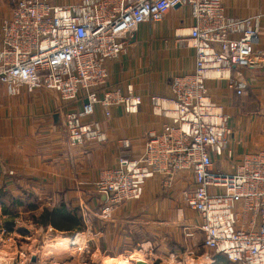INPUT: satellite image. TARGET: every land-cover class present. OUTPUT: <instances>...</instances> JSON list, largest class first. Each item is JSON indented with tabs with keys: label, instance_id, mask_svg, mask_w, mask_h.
<instances>
[{
	"label": "built area",
	"instance_id": "1",
	"mask_svg": "<svg viewBox=\"0 0 264 264\" xmlns=\"http://www.w3.org/2000/svg\"><path fill=\"white\" fill-rule=\"evenodd\" d=\"M10 1L11 16L0 26V83L10 96L25 88L31 94H56L62 109L81 104V109L64 114L62 131L71 148L106 141L94 117L97 105L108 118L117 106L128 116L140 112L144 99L131 86L127 94L108 89V64L128 50L141 24L160 22L178 6L191 8L193 72L174 77L171 96H151L153 113L165 120L161 130L149 133L139 154L129 140L121 141L117 166L104 170L92 183L106 195L105 204L91 209L80 201L81 217L88 229L91 215L108 220L117 208L139 201L150 180L159 178L167 191L189 179L182 198L199 214L196 229L203 248L226 257L230 264H264V151L244 154L233 172L216 167L232 135L231 116L212 99L207 86L208 80H225L238 96L244 93L247 83L241 70L262 64V54L256 50L261 17L229 16L222 0H80L65 5L51 0ZM87 232H75L71 249L64 253L56 251L48 258L44 250L22 251L19 259L7 255L5 264H34L31 254H38L37 264H82L90 242ZM141 252L143 257H130L131 264L163 262L150 242L142 245ZM214 262L208 253L196 256L186 246L164 263Z\"/></svg>",
	"mask_w": 264,
	"mask_h": 264
},
{
	"label": "crops",
	"instance_id": "2",
	"mask_svg": "<svg viewBox=\"0 0 264 264\" xmlns=\"http://www.w3.org/2000/svg\"><path fill=\"white\" fill-rule=\"evenodd\" d=\"M9 1L0 0V26L11 16L12 3ZM51 2L65 5L77 0ZM222 2L229 16L261 17L256 50L262 54V64L241 70L247 83L244 93L238 96L225 80L207 81L212 99L231 116L232 135L225 156L216 159V167L223 172H233L244 154L264 151V0ZM193 23L188 6L170 11L160 22L143 23L128 50L108 64V89H119L127 94L131 86L135 94L143 97L144 103L140 112L131 116L126 115L122 106L114 107L110 118L97 105L94 117L106 137L103 144L70 147L62 131L64 114L81 109V104L62 109L56 94L48 91L31 94L25 88H21L17 96H10L7 87L0 83V161L3 169L0 184L29 189L33 198H37L39 215L45 209L59 208L62 203L76 209L80 201H86L91 209L98 208L100 200L94 194L100 192L91 184L104 170L117 166L121 141L129 140L139 154L149 133L161 130L165 122L153 113L151 96H171L174 77L193 72L196 53L188 36ZM56 114L58 122L54 118ZM228 152H232V158L227 157ZM12 170L13 176L9 174ZM154 183L160 186L159 194L152 192ZM146 188L141 201H132L117 212L116 224L128 232L145 229L147 234L160 239L170 235L173 242L174 211L166 209L169 199L167 193H163L160 179L150 180ZM4 214V217L9 215ZM176 214L178 220L190 216L184 209ZM149 216L154 219L148 221ZM150 223L160 227L155 226L150 231L147 227ZM50 228L48 226L47 230ZM172 249L174 251V246Z\"/></svg>",
	"mask_w": 264,
	"mask_h": 264
},
{
	"label": "rangeland",
	"instance_id": "3",
	"mask_svg": "<svg viewBox=\"0 0 264 264\" xmlns=\"http://www.w3.org/2000/svg\"><path fill=\"white\" fill-rule=\"evenodd\" d=\"M4 1L6 2V0ZM78 1L80 0H77V2ZM9 2L11 3V1ZM188 185L189 179H183L182 183L178 184L176 188L174 187L172 190L162 191L163 193H167L166 196L169 199V202H166L168 206L166 209L174 211V222H176L174 228L176 229H174L173 242L170 240V235H165L160 239L155 235L147 234L145 229L129 230L130 232H128L124 227H121L120 224H116L115 218L117 217L115 216L118 214L117 212H121V209L128 204L126 203L117 208L112 217L108 220L91 215L88 219V229L85 224L82 225V231L89 232L88 239L90 241L85 254L82 255V264H112L115 263V261L116 263H123L127 260H129L127 264H131L132 260L130 257H143L141 247L143 244L149 242L152 244L154 255L163 260V262L158 260L155 264H165L164 262H166L171 253H180L186 246H189L190 249L195 252L196 256L208 253L211 258L215 260L213 264H225L227 261L226 257L217 255L203 248L202 234L196 229L200 224L199 214L188 208L182 198ZM92 187L94 188L93 185ZM152 188V192L155 194H159L161 191L157 183H154ZM159 189L160 191H158ZM30 192L29 189H24L20 186L13 188L9 184H0V193H2V197L0 198V227L2 225L1 229L5 230L3 235H1L0 232V254L8 255L9 258H15L17 256L19 259L18 253L22 251L30 254L31 252L44 250V256L47 257L55 248H62L64 252L69 251V243L66 239H71L73 234L71 232H62L59 230L48 232V226H43L38 223L41 217V215H39L40 211L36 210L38 208V201L36 197L33 198L34 196ZM166 196L164 195V197ZM141 200L142 199H140V201ZM18 204L22 205L18 206ZM76 208L79 209V206ZM4 209H6L9 214L6 217H4ZM180 209H184V212L190 215L189 219H187L188 217L185 215V217H183L184 219L178 220L176 211ZM147 219L151 221L154 217L152 218L149 216ZM142 220H144V218ZM155 226L160 227V225L151 223L147 225L150 231H153V227ZM131 232L132 234H129ZM190 235H192V237ZM47 236H49V239H47ZM59 240L62 241L59 242ZM173 243L174 251H171L173 250ZM61 251L59 250V252ZM63 257L66 258V256Z\"/></svg>",
	"mask_w": 264,
	"mask_h": 264
},
{
	"label": "trees",
	"instance_id": "4",
	"mask_svg": "<svg viewBox=\"0 0 264 264\" xmlns=\"http://www.w3.org/2000/svg\"><path fill=\"white\" fill-rule=\"evenodd\" d=\"M1 197L2 193H0V198ZM21 205L22 204H18V206ZM4 213H8L6 209H4ZM82 222L83 220L79 209H70L64 203H62L59 208L45 209L38 220V223L43 226H51L56 230L71 232L72 234L82 231V225L84 224V222ZM225 264L230 263L227 260Z\"/></svg>",
	"mask_w": 264,
	"mask_h": 264
},
{
	"label": "water",
	"instance_id": "5",
	"mask_svg": "<svg viewBox=\"0 0 264 264\" xmlns=\"http://www.w3.org/2000/svg\"><path fill=\"white\" fill-rule=\"evenodd\" d=\"M179 7V6H178ZM177 7V8H178ZM134 41V40H133ZM87 103V102H86ZM55 118V121L58 122V119H59V115L56 114L54 116ZM2 162L0 161V171H3L2 169ZM94 197H96L97 199L100 200V205L103 206L105 204V201H106V195L105 194H101V193H97V194H94ZM39 261V256L38 254H31V262L34 263V264H37ZM140 264H143V263H140Z\"/></svg>",
	"mask_w": 264,
	"mask_h": 264
},
{
	"label": "bare ground",
	"instance_id": "6",
	"mask_svg": "<svg viewBox=\"0 0 264 264\" xmlns=\"http://www.w3.org/2000/svg\"><path fill=\"white\" fill-rule=\"evenodd\" d=\"M62 240H63V239H62ZM62 240H59V242L62 241ZM66 240H68V243H69V245H68L69 248H68V249L70 250V249H71V247H70V245H71V242H70V241H71V240H70L69 238H67ZM53 248H54V247H53ZM59 250H60V251L62 250L61 252L64 253V251H63L62 248H60V249L55 248L53 251H51L50 255H48V258L53 257V255L56 254V251H59ZM63 253H62V254H63ZM44 255H45V254H44ZM6 257H7L6 255L0 254V263H1V264H5V263L7 262V260L5 259ZM139 258H140V257H139ZM139 258H138V259H139ZM112 261H113V260H112ZM127 263H128V262H127ZM127 263H126V262H123V263H122V262H117V263H116V261H115V263H112V264H127Z\"/></svg>",
	"mask_w": 264,
	"mask_h": 264
}]
</instances>
